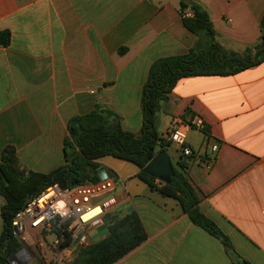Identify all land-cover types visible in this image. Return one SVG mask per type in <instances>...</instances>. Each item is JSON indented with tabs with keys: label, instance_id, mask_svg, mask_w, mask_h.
<instances>
[{
	"label": "crops",
	"instance_id": "1",
	"mask_svg": "<svg viewBox=\"0 0 264 264\" xmlns=\"http://www.w3.org/2000/svg\"><path fill=\"white\" fill-rule=\"evenodd\" d=\"M192 1L209 13L226 51L245 55L260 42L264 0ZM1 32L11 40L0 44V162L12 145L24 168L45 174L65 164L74 117L110 112L109 127L119 121L140 134L153 64L198 42L183 24L180 0H0ZM163 118V138L176 120L184 128L195 152L187 176L198 208L228 245L194 224L178 201L151 191L138 168L116 181L121 201L113 210L126 209L121 217L135 211L147 239L116 264H264V61L233 75L178 80L156 125ZM195 118L204 130L187 127ZM206 130L219 145L214 156ZM103 159L100 179L115 177L117 166ZM3 205L0 197V211ZM108 234L103 218L90 231L91 243ZM36 250L26 249L27 264H45Z\"/></svg>",
	"mask_w": 264,
	"mask_h": 264
},
{
	"label": "trees",
	"instance_id": "2",
	"mask_svg": "<svg viewBox=\"0 0 264 264\" xmlns=\"http://www.w3.org/2000/svg\"><path fill=\"white\" fill-rule=\"evenodd\" d=\"M184 26L198 37L196 45L184 55L155 62L142 95L143 124L140 134L125 131L116 122L109 127L110 112H94L74 117L68 125V137L64 141L65 164L51 173H39L24 168L16 148L8 145L3 149L0 162V197L3 231L0 235V264H8L9 258L21 249L13 234L12 220L26 201L49 186L63 189L100 181L99 160L107 156L134 163L139 168L138 177L151 191L179 202L190 220L220 238L228 245L227 237L199 210V199L189 182L187 172L195 154L184 155L181 151L174 177L165 184L144 173L145 166L160 151H166L171 143L156 130V116L160 104L173 90L178 80L197 75H233L264 61V16L260 23V42L247 50L245 55L226 51L216 40L209 13L192 0H180ZM191 11L192 16H185ZM11 35L0 33V44L8 46ZM258 51L257 55L255 52ZM207 143L211 137L205 131ZM212 161L211 159H206ZM71 163V164H70ZM108 236L79 251L70 264H116L140 247L147 239L140 218L135 211L123 217L107 219Z\"/></svg>",
	"mask_w": 264,
	"mask_h": 264
},
{
	"label": "built area",
	"instance_id": "3",
	"mask_svg": "<svg viewBox=\"0 0 264 264\" xmlns=\"http://www.w3.org/2000/svg\"><path fill=\"white\" fill-rule=\"evenodd\" d=\"M192 15L191 11L185 13L187 17ZM187 127L204 130L205 125L200 118H195ZM167 139L184 155L195 154L186 144V132L179 121L174 122ZM210 141L207 144L214 156L219 145L213 139ZM116 180L107 176L95 183L67 189L53 185L29 198L12 220L13 234L21 248L37 249L45 264H70L79 251L92 245L91 229L100 225L105 215L120 203L121 199L116 195ZM41 240L45 241L53 256L51 260Z\"/></svg>",
	"mask_w": 264,
	"mask_h": 264
},
{
	"label": "water",
	"instance_id": "4",
	"mask_svg": "<svg viewBox=\"0 0 264 264\" xmlns=\"http://www.w3.org/2000/svg\"><path fill=\"white\" fill-rule=\"evenodd\" d=\"M264 49L263 47L260 49ZM258 51L255 52L257 55ZM71 164V163H70ZM144 173L157 179L158 181L170 184L174 177V167L171 162V157L167 151L158 152L155 157L150 161L144 168ZM99 173H106L105 170L101 169ZM106 177H103V179ZM30 254L25 248H21L16 254L9 258L10 264H27L30 261Z\"/></svg>",
	"mask_w": 264,
	"mask_h": 264
},
{
	"label": "rangeland",
	"instance_id": "5",
	"mask_svg": "<svg viewBox=\"0 0 264 264\" xmlns=\"http://www.w3.org/2000/svg\"><path fill=\"white\" fill-rule=\"evenodd\" d=\"M166 121H167V120H165V118H163L162 123L156 125L157 131L159 132V134H160L161 136H162V135L165 133V131H166V130H165V129H166V127H165V122H166ZM166 151H167V153H168V154L171 156V158H172V164H173V166H174L175 168H178L177 163H178V160H179L180 155H181V150L179 149V147H177V146H176L175 144H173V143H170V144L167 146ZM103 161L106 162V163H113L115 166H117V167H115V170H116L117 173H114V176L117 178L116 181L118 182V184L120 183V178H119V176H120V177H123V178L127 181V179H126L125 176H131V175H133V172H134V171L138 170V167H137L134 163H132V162H128V161H125V160H122V159H119V158H115V157H112V156H107L106 158L103 159ZM121 165H122V166L124 165V168H123V169H121V167H120ZM147 194H149V196H150L149 190H148ZM155 197H159V196H158V195H155ZM125 210H126V209H121L120 212H119V213H121V214H118V213L115 212V210H113V208H112V209H111V210L105 215V217H104V222L106 223V222H107V219H108L109 217H121V216H122V213H123V214L126 213ZM106 225H107V223H106ZM50 238H51V237H50ZM41 242L44 244V249H45V252H46L47 257L49 258V260H51L53 256H52V254L50 253V251H49V249H48V247H47L45 241H44V240H41ZM36 252H37V250H36Z\"/></svg>",
	"mask_w": 264,
	"mask_h": 264
}]
</instances>
